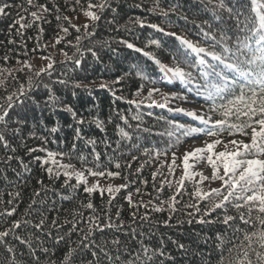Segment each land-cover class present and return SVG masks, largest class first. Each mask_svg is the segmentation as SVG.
<instances>
[{
    "label": "trees",
    "instance_id": "obj_1",
    "mask_svg": "<svg viewBox=\"0 0 264 264\" xmlns=\"http://www.w3.org/2000/svg\"><path fill=\"white\" fill-rule=\"evenodd\" d=\"M90 2L97 5L101 0H34L48 12L28 5L27 0H0V5H13L6 9L8 15H0V105L7 108V97L15 93L13 107L0 122V134L7 141V147L0 142V231L9 230L0 243V264H61L70 249L71 264H219L221 256L223 264H235L245 251L252 264H258L256 252H264V248L259 247L255 237L249 247L244 234L261 228L256 217L264 213L254 208L251 222L244 224L240 213L248 219V209L238 211L234 203L243 201H230L205 215L206 209L222 200L223 195L205 200L194 196L197 188L201 192L211 189L201 186V172L191 168L189 171L197 175L181 185L184 166L176 171L173 156L193 137L184 136L183 129L175 125H205L196 116L188 115L192 110L175 111L180 107H170L190 96L200 101L207 116L220 118L209 111L211 101L198 95L195 85L205 83L200 71L207 70L209 64L216 65L217 71L231 73L210 56L191 52L182 40L209 52L222 53L223 46L236 52L238 38L251 36L250 30L257 24L252 0H223L225 8L219 7L221 0H107L109 6L103 12L95 7L89 9ZM258 4H264V0H258ZM20 5L28 12H23ZM89 10L100 15V20L93 22L86 17L84 13ZM33 11L42 18L34 20L30 15ZM259 11L264 13V8ZM17 13L25 17L21 23H31V27L20 29ZM66 16L69 20L64 19ZM18 29L22 36L17 34ZM77 36L81 37L79 42ZM151 40H157L159 45L151 44ZM128 43L134 47L128 48ZM248 43L255 49V37ZM245 55L250 58L247 51ZM36 57H50L52 68H47L49 63L40 67ZM201 57L205 65H196ZM155 60L190 72L193 83L164 78ZM41 68L46 71L40 72ZM102 83L108 87H100ZM152 88L160 91L149 98ZM172 93L185 99H174ZM133 100L137 103H129ZM135 116L140 119H133ZM81 120L83 123H78ZM54 127L55 132L51 131ZM118 127L129 133V138H122ZM220 136L229 134L225 131ZM242 136L250 143L251 129ZM90 139L94 145L87 143ZM48 152L65 153L55 160L73 165L69 171L92 168L118 172L119 176L93 177L85 171L86 177L108 183L86 193L84 187L91 184L73 188L75 178L66 184L64 170L57 164H41L48 159ZM80 156L85 159L81 161ZM48 167L53 169L51 175L46 171ZM57 171L61 172L59 177L55 176ZM123 184L127 187L112 195L106 191L109 185L115 188ZM219 189L227 194L223 181ZM130 194L131 205L126 199ZM89 202L91 209L86 207ZM173 203L175 211L169 207ZM189 204L195 207H185ZM155 207L163 211L156 212ZM13 209L8 216L6 213ZM225 215L234 220L225 224ZM144 216L147 219H142ZM92 217L98 223L91 224V236L82 240ZM41 220L43 225L36 227ZM14 221L20 222L16 229L11 227ZM238 228L241 231H236ZM17 236L25 242L17 240ZM218 236L225 241L221 249L216 247L220 243ZM58 237L63 239L57 241ZM85 243L88 248L83 247ZM8 247L13 251L8 252ZM92 252L97 255L94 257Z\"/></svg>",
    "mask_w": 264,
    "mask_h": 264
},
{
    "label": "snow or ice",
    "instance_id": "obj_2",
    "mask_svg": "<svg viewBox=\"0 0 264 264\" xmlns=\"http://www.w3.org/2000/svg\"><path fill=\"white\" fill-rule=\"evenodd\" d=\"M76 3H79V0H76ZM27 4L33 7H36L38 10L42 9L43 12H48L49 9L45 7L43 4H35L34 0H27ZM253 11L256 12V27L252 28L250 31L252 33L251 36L245 37L243 40L238 38L237 40V51L232 52V49L223 46L222 53H217L215 51L209 52L207 49L203 47H198L192 42L188 40H182V43L185 45L187 49H190L191 52L199 54L203 53L207 56H210L212 60L217 61L219 65L223 66V69H227L231 75L227 74L225 71H217L216 65H207V70H201L200 76L205 80L203 85H195L197 88V94L203 95L207 101H211V105L209 107V111L216 113L220 118L213 119L212 116H196V113L189 112L188 115L196 116V118L203 124L205 127H192L184 125H175L177 128L183 129V134L186 137L196 136L199 134H203L206 136H219L222 132H228L230 136L235 134L247 135V129H251V142L244 143L243 141H237L235 139L229 141L230 144L235 146V150L228 151L227 144L225 145V151L214 152V148L216 145L221 143V140L216 139L212 143H207L204 148H197L191 152L185 153L183 157V166H184V175L181 177V185L185 179H190L192 176L197 175V173H192L189 171L190 168L194 167V164L189 163L190 158H194L196 161L204 159L202 153H207V162L211 165L212 168V179H219L223 181V186L226 188L227 194H223L221 189L214 188L211 189L210 192H201L199 188H197L196 192L193 194L197 196L200 200L208 199L212 196H220L223 195V199L218 203H213L208 209L205 211V215H208L209 212L214 211L215 209L222 208L226 205V203L230 201H243V203H234V207L239 211L241 208L248 209V219H245L244 213H240L241 222L244 224H248L251 222V213L255 208L259 213H264V159H260V156H264V13L259 11V8H264V4H258V0H252ZM107 0H101V3L97 5H93L91 2L89 3V9L98 8L100 12H103L106 7H108ZM13 7V5L3 3L0 5V15H8L6 9ZM23 12H28V9L23 8L22 5L19 6ZM220 8H225V4L223 0L219 4ZM229 12H232L231 8L227 9ZM115 11V9H113ZM31 17L34 20H39L42 17L38 14L37 11H33L30 13ZM84 15L90 18L93 22L100 20V15L93 11H85ZM18 20L17 23H20V29H24L27 27H31V23L25 24L21 23L24 21L25 17L17 13ZM60 17L57 16V20ZM65 20H69V17H64ZM137 23L142 22L137 19ZM69 23H71L69 21ZM240 22H237V27L239 28ZM150 27L156 28V25H149ZM72 27H76L72 25ZM246 27V25H245ZM84 28L87 29L88 25L85 24ZM17 30L18 35H23V33ZM79 31V28H76ZM65 33L68 32V28H63ZM240 31H244V28H240ZM88 33H86L87 35ZM207 36L208 34L205 33ZM255 37V49H252L248 43ZM222 35V39H223ZM79 42L81 37H76ZM13 41L9 40V43ZM59 43V39L56 41ZM151 44L159 45L157 40H151ZM128 48H133L134 45L131 43L127 44ZM91 51V49H89ZM136 51H141V49L137 48ZM250 53V58L245 55V52ZM94 56L95 52L92 53ZM144 55L148 56L149 53H144ZM65 56L67 54L65 53ZM42 59H51L50 57H41ZM69 59H71L69 57ZM153 59H155L153 57ZM7 60V57H5ZM27 64V62H24ZM75 63L77 65L80 64L79 60H76ZM155 63L159 66V69L162 73H164V78H179L181 81L185 83H193L194 78L190 72H185L183 69L179 67H167L160 60H155ZM205 60L201 57L196 60V65H205ZM47 68H52V63L47 65ZM46 71L45 68H41L40 72ZM40 72H37L36 75L39 76ZM215 77V79H213ZM143 79H147V77L142 76ZM64 83V81H60ZM119 81H116L118 83ZM47 87V86H46ZM100 87H108L106 84H101ZM202 89V91H200ZM238 90V91H237ZM158 88H152L148 91V97L150 98L153 92H159ZM191 91V89H189ZM20 94L23 95V89L20 90ZM13 95L7 97V108L0 105V110L3 111V114L0 115V122L5 120V117L8 116V109L13 107ZM172 98L176 99H185L184 97H179L177 94H170ZM167 95L165 96V100H167ZM129 103H137V101H129ZM153 104H156V101H152ZM160 107H165V104H160ZM68 111H72L70 107H68ZM175 111H183L181 108L175 109ZM75 115V113H73ZM123 119V117H121ZM133 119L139 120V116L133 117ZM78 123H83V121H78ZM100 121H97V126H100ZM171 123V122H170ZM51 131L55 132L56 128H52ZM119 134L122 138H129V133L124 131L123 129H119ZM172 135V133H169ZM76 136L80 137V132L77 130ZM0 142H3L5 147H7V141L4 135L0 134ZM87 143L95 144L94 140H88ZM73 149H75V144L73 145ZM29 151H36L35 149H29ZM147 152V150H145ZM158 155L160 153H157ZM57 155L64 156L65 153H54L48 152V159L41 161V164H48L51 162L52 164H57L59 168L63 169V175L66 177L65 183L67 184L68 179L75 178L76 184L72 187H78L81 184H87V179L85 177V171L89 176L93 177H116L119 176L118 172L111 171H98L93 170L92 168H87L84 171H69L68 169L73 168L71 164H59L55 157ZM175 156V153H173ZM215 157V159H214ZM252 157V158H249ZM96 160H99V155H96ZM8 159H12L9 157ZM37 160H40L39 157H36ZM79 159L83 161L85 158L80 156ZM133 159H136L134 156ZM217 161L220 162L219 166L223 168V175H218V165ZM174 163V161H173ZM116 167L119 168L120 165L117 163ZM97 168H99V164H97ZM46 171L51 175L53 173V169L48 167ZM139 171V169H138ZM169 171H171V165L169 166ZM61 175L60 171L55 173L56 177ZM157 173H153V177H155ZM200 175L201 181L208 179V177ZM127 180V177H125ZM127 187V184L120 185L118 187H112L109 185L106 191L112 195L116 192H119L121 188ZM99 188V182L93 183L90 187L85 186L84 192L93 193L97 191ZM105 191V189H101V192ZM139 192V189H137ZM251 193V195H248ZM18 195V194H17ZM39 195V193H37ZM129 204H132L131 194L126 197ZM170 200L174 201V197H170ZM8 203H12V201H8ZM163 203V201L161 202ZM144 206V205H141ZM87 208H93L92 203H88L86 205ZM169 207L175 211L174 203L170 204ZM185 207H195V205L189 204L185 205ZM15 210L8 211L6 214L11 216ZM154 211L160 212L163 211L161 207H155ZM196 211H199V208H196ZM119 215V213H118ZM142 219H147V216L142 217ZM234 217L230 215H225L223 222L228 224L230 221H233ZM256 220L258 221L261 228L258 231L245 232L244 240L248 241V246L251 247L253 238L255 237L258 241L259 247L264 248V216H257ZM200 222H203L201 220ZM44 221L41 220L40 224H37L36 227H41ZM55 223V222H54ZM98 223L97 218H90V227L88 229L87 234L82 238V240H87L89 236L92 234L91 224ZM20 226L19 221H14L12 223V229H16ZM75 227V225H74ZM108 227H112L111 224ZM236 231H241V229H237ZM9 230L0 231V243H3V238L8 236ZM17 240H21L22 243L25 241L22 240L21 237L17 236ZM63 237H58L57 241L62 240ZM217 239L220 241L219 244L216 245L218 249H221L225 243L221 236H218ZM114 243H119V241H114ZM235 246V245H234ZM84 248H88V244H83ZM183 248V245H180ZM8 252H12L13 249L11 247L7 248ZM46 251V250H45ZM103 251V249H101ZM157 251H160L157 249ZM231 251V249H229ZM73 250L70 249L68 253L65 254L61 264H71ZM144 252L147 253L148 249L145 248ZM163 255V252H160ZM92 255L95 257L97 255L96 252H92ZM256 257L258 260V264H264V252L257 251ZM139 257H137L138 259ZM109 259H111L109 257ZM119 259V257H117ZM151 260V257H148ZM223 256H221L219 264H223ZM54 264V262H53ZM91 264V262H89ZM128 264H134L133 261H128ZM235 264H252V261L249 259V254L247 251L243 252L242 257L238 258Z\"/></svg>",
    "mask_w": 264,
    "mask_h": 264
},
{
    "label": "rangeland",
    "instance_id": "obj_3",
    "mask_svg": "<svg viewBox=\"0 0 264 264\" xmlns=\"http://www.w3.org/2000/svg\"><path fill=\"white\" fill-rule=\"evenodd\" d=\"M35 61L40 67H43L47 65L50 61L49 59H42L41 57H36ZM187 100L185 101H180L179 103H174L170 107H180L183 109H190L192 112L196 113V116L203 115L207 117V113L204 110L203 105L200 103L199 100L193 98V97H187ZM178 104V106H176ZM219 139L221 140V143L216 145L214 148V152H220V151H225V145L227 144V150L228 151H233L235 150V146L230 144L229 141L235 139L237 141H243L244 143L247 142V137L242 136V135H232V136H215V137H210L206 136L203 134H199L196 136H193L189 140H187L184 145L175 153V164H176V171L182 170L183 167V157L185 153L191 152L194 149L197 148H204L207 143H212L214 140ZM204 159L196 161L194 158H190L189 162L190 164H194V167L191 168L193 172L200 171L201 174L205 177H208V179H205L201 182V186L206 188V189H214V188H220L222 180L215 179L213 180L212 177V168L211 165L208 164L207 162V153H202ZM252 158V157H249ZM260 159H264V156H260ZM215 159V157H214ZM220 162L217 161L218 165V175H223V168L222 166H219ZM86 177V176H85ZM87 179V184H93L96 183L97 181L99 182V186H106L108 183H106L104 180H94L92 178L86 177Z\"/></svg>",
    "mask_w": 264,
    "mask_h": 264
}]
</instances>
